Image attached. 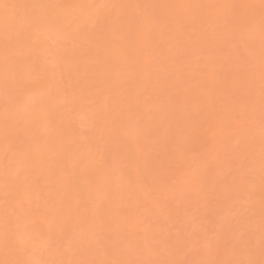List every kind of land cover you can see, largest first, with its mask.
<instances>
[{
	"label": "bare ground",
	"instance_id": "obj_1",
	"mask_svg": "<svg viewBox=\"0 0 264 264\" xmlns=\"http://www.w3.org/2000/svg\"><path fill=\"white\" fill-rule=\"evenodd\" d=\"M250 261L262 0H0V264Z\"/></svg>",
	"mask_w": 264,
	"mask_h": 264
},
{
	"label": "snow or ice",
	"instance_id": "obj_2",
	"mask_svg": "<svg viewBox=\"0 0 264 264\" xmlns=\"http://www.w3.org/2000/svg\"><path fill=\"white\" fill-rule=\"evenodd\" d=\"M262 4H264V0H262ZM249 264H255V262L250 261Z\"/></svg>",
	"mask_w": 264,
	"mask_h": 264
}]
</instances>
